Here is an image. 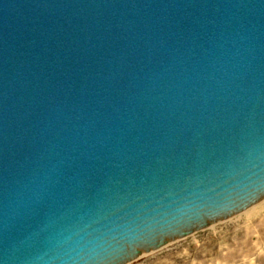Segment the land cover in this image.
I'll list each match as a JSON object with an SVG mask.
<instances>
[{
	"label": "water",
	"instance_id": "obj_1",
	"mask_svg": "<svg viewBox=\"0 0 264 264\" xmlns=\"http://www.w3.org/2000/svg\"><path fill=\"white\" fill-rule=\"evenodd\" d=\"M264 198V0H0V264H128Z\"/></svg>",
	"mask_w": 264,
	"mask_h": 264
},
{
	"label": "rangeland",
	"instance_id": "obj_2",
	"mask_svg": "<svg viewBox=\"0 0 264 264\" xmlns=\"http://www.w3.org/2000/svg\"><path fill=\"white\" fill-rule=\"evenodd\" d=\"M241 213L128 264H264V201Z\"/></svg>",
	"mask_w": 264,
	"mask_h": 264
},
{
	"label": "bare ground",
	"instance_id": "obj_3",
	"mask_svg": "<svg viewBox=\"0 0 264 264\" xmlns=\"http://www.w3.org/2000/svg\"><path fill=\"white\" fill-rule=\"evenodd\" d=\"M263 201H264V198L261 199L260 201L256 202V203L253 204L252 206L248 207L247 209L243 210L242 212L245 213V212H247V211L253 209L257 204H260V203H262ZM240 213H241V212H240ZM241 214H242V213H241ZM215 223H217V222H215ZM215 223H211L209 226H213ZM172 242H174V241H172ZM172 242H169L167 245L171 244ZM167 245H165V246H167ZM165 246H164V247H165ZM149 253H151V252H149ZM149 253H147V252H142L141 255H145V254H149Z\"/></svg>",
	"mask_w": 264,
	"mask_h": 264
}]
</instances>
